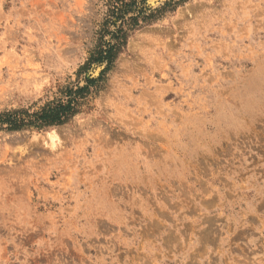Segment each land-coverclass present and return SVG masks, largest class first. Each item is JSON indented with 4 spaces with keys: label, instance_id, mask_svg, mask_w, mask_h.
<instances>
[{
    "label": "rangeland",
    "instance_id": "1",
    "mask_svg": "<svg viewBox=\"0 0 264 264\" xmlns=\"http://www.w3.org/2000/svg\"><path fill=\"white\" fill-rule=\"evenodd\" d=\"M123 2L0 0V112L97 78ZM127 9L78 113L0 131V264H264V0Z\"/></svg>",
    "mask_w": 264,
    "mask_h": 264
},
{
    "label": "trees",
    "instance_id": "2",
    "mask_svg": "<svg viewBox=\"0 0 264 264\" xmlns=\"http://www.w3.org/2000/svg\"><path fill=\"white\" fill-rule=\"evenodd\" d=\"M116 3L123 2V6L119 8L120 18L125 20L112 32V42L98 44L90 52L85 64L80 68V72L86 70L92 63L104 64L103 70L97 78L86 80L84 86H76V88H66L62 91L63 99L54 100L39 108L37 111L29 112L23 109L5 110L0 112V131H20L29 128L42 129L49 126L61 125L68 122L76 113H78L80 102L87 97L89 92L94 88H98L102 82L104 75L114 64L117 56L122 52L128 37L129 29L139 28L150 24L157 19V15L150 12L139 11L135 16H124L128 12L127 7L130 2L126 0H115ZM168 6V4H165ZM119 13V14H120Z\"/></svg>",
    "mask_w": 264,
    "mask_h": 264
},
{
    "label": "bare ground",
    "instance_id": "3",
    "mask_svg": "<svg viewBox=\"0 0 264 264\" xmlns=\"http://www.w3.org/2000/svg\"><path fill=\"white\" fill-rule=\"evenodd\" d=\"M57 139H58V135L54 130H51L46 134V142H49V145L47 143L48 146L54 145Z\"/></svg>",
    "mask_w": 264,
    "mask_h": 264
}]
</instances>
